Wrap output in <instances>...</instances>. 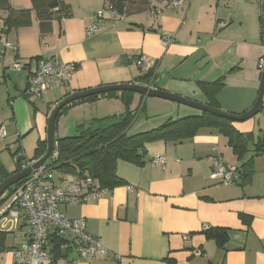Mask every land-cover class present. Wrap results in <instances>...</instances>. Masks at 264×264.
<instances>
[{"label": "crops", "instance_id": "1", "mask_svg": "<svg viewBox=\"0 0 264 264\" xmlns=\"http://www.w3.org/2000/svg\"><path fill=\"white\" fill-rule=\"evenodd\" d=\"M62 1L70 7V16L55 15L49 31L42 32L30 0H9L14 10H30L28 25L7 32L14 49L0 52V125L6 133L0 140L18 143L21 153L36 128L35 147L38 140H46L47 117L60 99L103 85L142 83L208 103L200 84L220 80L215 95L220 109L241 115L253 105L261 74L258 62L264 57L262 0H183L178 8H164L156 16L145 13L144 0H127V15L118 21L103 18L101 29L92 35L86 34L87 27L105 0ZM167 33L173 39L163 45L161 35ZM139 57L148 69L135 63ZM40 59L73 62L76 70L68 84L25 98L22 93ZM14 61L22 68L14 69ZM148 72L149 81H141ZM130 110L135 116L128 134L156 128L169 118L200 114L175 101L137 93ZM123 112L118 98L75 104L59 117L57 135L74 136L79 125L105 127ZM232 126L240 135L238 153L218 128H202L179 142H149L142 165L122 161L120 171L116 166L123 183L108 194L60 204L66 217L84 218L109 253L84 261L68 250L55 262L264 264V107L250 118L232 120ZM61 128L72 134L62 135ZM158 154L164 158L161 166L151 163ZM217 154L236 168L235 182L225 185L211 178V159ZM205 225L226 229L222 247L206 238ZM0 231L6 233L0 264H13L12 251L23 241L25 226L5 213Z\"/></svg>", "mask_w": 264, "mask_h": 264}, {"label": "built area", "instance_id": "2", "mask_svg": "<svg viewBox=\"0 0 264 264\" xmlns=\"http://www.w3.org/2000/svg\"><path fill=\"white\" fill-rule=\"evenodd\" d=\"M145 13L156 16L162 9L178 8L183 0H144ZM128 13L126 2L119 10L111 0H105L102 8L95 12V19L87 27L86 34L98 32L101 21L107 17L112 21L123 19ZM173 39L172 34H162L161 42L167 45ZM14 49L7 40L6 27L0 20V52ZM135 63L144 69L148 65L139 57ZM14 69H21L18 61L12 63ZM259 70L264 68V57L259 59ZM76 70L73 62H60L55 59L37 61L36 67L30 73V79L22 94L36 98L50 88L68 84ZM4 125H0V138L5 137ZM53 156H56L54 152ZM32 161L24 160L21 168L30 165ZM164 162L162 155H154L151 163L161 166ZM212 179L228 185L237 180L239 174L236 168L227 164L220 154L211 159ZM131 189V187H128ZM111 188L102 186L98 178L87 173H63L49 165L34 169L28 176L21 179L19 184L5 197L0 205V216L9 213L21 220L25 226L23 241L13 249V264H57L52 254L51 244L58 242L57 251L66 253L73 251L80 259L90 261L97 255L105 256L109 251L100 240L92 235L84 218H68L58 208L60 204H80L98 199L110 192ZM205 225L202 230L208 229ZM188 235L183 236L186 240ZM195 255H201L200 250H194ZM62 256V255H61ZM59 256V257H61Z\"/></svg>", "mask_w": 264, "mask_h": 264}, {"label": "trees", "instance_id": "3", "mask_svg": "<svg viewBox=\"0 0 264 264\" xmlns=\"http://www.w3.org/2000/svg\"><path fill=\"white\" fill-rule=\"evenodd\" d=\"M32 9L36 12L38 25L42 32L50 29V22L56 15L57 17H69L70 7L62 0H30ZM115 6L121 10L127 0H111ZM6 13V16L0 15L1 21L6 27V32L14 26H25L30 23L29 9H12L9 0H0V13ZM262 21V16H260ZM263 32V31H262ZM150 72L141 77V81L148 82ZM203 91L208 96L207 103L212 108H219L215 95L222 86L220 80L212 83L200 84ZM133 92L130 91H109L102 94L90 95L63 106L57 113L54 120L55 132V153L47 165L54 167L63 173H87L96 177L102 186L113 188L123 183V180L116 174L118 161L129 162L134 165L144 163L145 145L149 142H179L194 136L202 128H218L222 134L228 137L229 143L233 146L236 153L241 149L239 145L240 135L233 126L232 120L217 116L209 112H200L198 115L185 116L176 119H167L160 126L134 134H128L127 131L134 119L135 113L130 110ZM23 97L27 98L24 94ZM100 97L118 98L124 106V112L117 121L102 127L92 129L91 127L78 126V133L74 136L58 137L56 127L59 117L73 105L83 102H94ZM243 148V147H242ZM46 149V140H38L34 149V155L29 161L41 157ZM18 148L14 155H18ZM22 159L16 161V168L13 172H8L0 161V182L14 172L20 171ZM19 182L10 186L0 197V205L5 197L17 186ZM206 238L212 239L222 247L227 239L226 229L220 227H209L202 230ZM6 233L0 231V252L5 250L4 241ZM52 254L54 258L62 255L57 251L58 242L52 240ZM170 260V259H169ZM174 263L173 260H170Z\"/></svg>", "mask_w": 264, "mask_h": 264}, {"label": "water", "instance_id": "4", "mask_svg": "<svg viewBox=\"0 0 264 264\" xmlns=\"http://www.w3.org/2000/svg\"><path fill=\"white\" fill-rule=\"evenodd\" d=\"M261 15L263 22V33H264V0L261 3ZM109 91H130L133 93L140 94L144 97L152 96L163 98L171 101H175L177 103L195 108L200 112H209L215 114L220 117L228 118L231 120H245L254 116L264 107V68L261 71L259 86H258V94L253 103V105L248 109L245 113L241 115H236L222 109L212 108L207 103H201L187 97H183L180 95H176L170 93L168 91H164L155 87H152L147 84L142 83H120V84H111V85H103L100 87L84 89L80 91H76L74 93L68 94L60 99L55 106L50 111L47 117V125H46V149L41 157L35 160H31L30 165L22 168L20 171L14 172L5 179L0 182V197L4 194V192L15 183L19 182L21 179L28 176L34 169H37L41 166L46 165L50 159L53 157L55 152V132H54V120L58 111L68 103L72 101L94 95V94H102ZM22 157L18 155L15 161L21 160ZM65 253H62V256H65Z\"/></svg>", "mask_w": 264, "mask_h": 264}, {"label": "rangeland", "instance_id": "5", "mask_svg": "<svg viewBox=\"0 0 264 264\" xmlns=\"http://www.w3.org/2000/svg\"><path fill=\"white\" fill-rule=\"evenodd\" d=\"M58 129L59 128H58V122H57L56 135H57V132H58V134H60L59 131H58ZM35 132H37V128H36ZM35 132H32V134L30 136L26 137V139L23 142L25 151H24V153H21V152L18 153V155L19 154H23L24 155V159L21 162H23L25 159L30 158L31 156L34 155V149H35V145H34V142H35ZM60 132H61L62 135L63 134H68V135L70 134V132L69 131H66V129L65 130L62 129ZM73 134H75V133H73ZM18 148H19V144L18 143H14V142H11V143L10 142L9 143L4 142L3 143V141L0 140V161L3 164L4 168L8 172L9 171L11 172L12 170H14L16 168V161H15V159H16V157L18 155H14V153L17 151ZM117 163H118L117 164L118 169L120 171L121 168H122V163L123 162L122 161H119ZM7 216L10 217L9 215H7Z\"/></svg>", "mask_w": 264, "mask_h": 264}]
</instances>
